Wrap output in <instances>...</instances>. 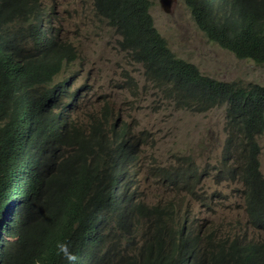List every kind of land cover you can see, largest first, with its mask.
<instances>
[{"label": "clouds", "instance_id": "1", "mask_svg": "<svg viewBox=\"0 0 264 264\" xmlns=\"http://www.w3.org/2000/svg\"><path fill=\"white\" fill-rule=\"evenodd\" d=\"M92 1L96 20L111 26L96 15ZM147 1L152 15V1ZM179 1L197 32L210 43L238 59L264 64L238 57L222 42L223 26L208 27L203 18L194 15L191 2L202 9L212 0ZM215 1L229 2L225 14L234 28L245 20L237 0ZM159 2L172 8L176 0ZM56 15L53 0H0V74L11 80L9 74H17L28 81L27 93L19 102L26 113L21 119L24 129L37 137L34 155L29 156L37 167H48V161L38 159L37 148H51L48 158L54 162L55 173L60 159L53 148H67L68 140L83 142L88 152L72 166L81 189L65 206L50 182L29 188L24 185L9 197L0 192V264H101L111 254L116 261L121 255H134L137 264H228L235 260L241 264L239 256L247 249L264 256V84L212 79L197 64L178 56L160 32L176 58L234 89L208 95L184 73L162 77L152 73L147 61L133 58L150 80L165 85L163 99L186 111L235 105L261 114L257 130L247 131L242 120L227 110L219 152L205 144L196 152L185 146L173 151L169 164H164L158 150L146 147V140L134 130L127 94L117 110L116 103L110 108L102 106L103 117L78 115V108L84 116L95 98L87 78L79 81V71L71 70L79 58V47L73 45ZM117 34L118 46L124 50ZM18 46L22 49L15 51ZM63 47L72 48L74 55H63ZM124 51L131 56L129 50ZM54 59L56 72L37 71L41 62ZM119 87L132 92L123 84ZM103 101L100 98L99 105ZM18 168L20 172L26 169L21 160ZM39 213L53 221L39 228ZM233 244L244 250L233 252Z\"/></svg>", "mask_w": 264, "mask_h": 264}, {"label": "rangeland", "instance_id": "2", "mask_svg": "<svg viewBox=\"0 0 264 264\" xmlns=\"http://www.w3.org/2000/svg\"><path fill=\"white\" fill-rule=\"evenodd\" d=\"M151 12L163 36L169 39L174 52L199 66V70L212 79L236 81L239 84L257 82L264 84V64L241 60L231 52L210 43L199 34L182 1L176 0L172 8L161 6L159 0H151ZM56 20L68 29L69 35L79 47V58L71 70L79 71V81L87 78L92 85L94 103L82 115L96 113L103 117L104 108L119 109L120 103L129 96L134 130L146 140V147L158 151V157L169 164L173 151L189 146L194 152L201 144L222 148L228 107H214L198 112L186 111L173 101L163 99L165 85L150 80L141 64L118 45L119 35L112 26L102 24L93 16L92 0H53ZM126 86L132 92L123 91ZM100 98H104L99 105ZM228 118V117H227ZM130 122L131 119L127 117ZM143 131L147 133H143ZM153 183V179L151 180ZM227 231V230H225Z\"/></svg>", "mask_w": 264, "mask_h": 264}, {"label": "trees", "instance_id": "3", "mask_svg": "<svg viewBox=\"0 0 264 264\" xmlns=\"http://www.w3.org/2000/svg\"><path fill=\"white\" fill-rule=\"evenodd\" d=\"M237 1L242 19L245 20L241 24L238 23L236 28L225 14L228 1L212 0L202 9L195 1L191 2V5L194 15L203 18L208 27L223 26L226 34H223L222 42L238 57H250L264 62V0ZM95 7L96 15L100 19L108 20L121 35V47L129 50L132 58L147 61L148 65L152 66V73L161 74L162 77H165L164 74L184 73L192 82H198L208 95L216 91L234 90L231 84L207 78L195 65L175 57L168 42L154 24L149 13L150 3L147 0H95ZM21 49V46L14 48L15 51ZM62 53L65 56H73L74 50L63 47ZM57 69V60L54 59L50 62H41L37 71L47 74L54 73ZM9 75L13 80L4 73L0 74V122H4L0 123V192L5 197H9V194L17 193L24 185L29 188L45 186L50 182L49 187L60 199L61 205L65 206L79 195L81 189L80 177L72 166H76L88 151L83 147L81 140L66 141L67 148L62 146L53 148L60 163L55 173H52L54 162H49L48 158L51 148H37L38 159L48 161V167H37L34 158H29L30 155H34L37 137L24 129L21 119L26 117V113L22 103L19 102L23 98L22 95L27 93L29 84L17 74ZM248 93L257 96L254 92L248 91ZM228 110L242 120L245 130H257L261 114L256 109H241L232 105ZM19 160L26 166L23 172L18 168ZM37 215L39 220L36 225L39 228L53 221L50 216H40V213ZM231 249L233 252L244 250L235 244ZM239 258L241 264H264V256L252 253V249L244 250ZM101 264H137V262L131 254L121 255L118 261L111 254V259H104ZM228 264H238V262L235 260Z\"/></svg>", "mask_w": 264, "mask_h": 264}]
</instances>
